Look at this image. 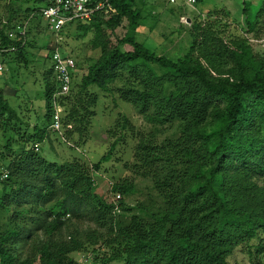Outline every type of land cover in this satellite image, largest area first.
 <instances>
[{
  "label": "trees",
  "instance_id": "trees-1",
  "mask_svg": "<svg viewBox=\"0 0 264 264\" xmlns=\"http://www.w3.org/2000/svg\"><path fill=\"white\" fill-rule=\"evenodd\" d=\"M11 2L20 6L0 16V55L27 64V32L40 16L24 37L9 33L37 0ZM149 2L111 0L109 20L103 12L75 25L80 37L93 33L89 43L100 55L66 95H57L52 68L45 71L44 124L22 120L0 89V176L7 172L0 177V264H86L94 253L90 264H230L237 247L250 256L264 253V243H252L264 234V54L255 55L245 38L225 39L196 24L185 54L156 52L136 38ZM251 6L244 1L242 8L248 32L256 28ZM118 27L128 32L119 37ZM122 71L139 88L118 89V97L147 122L171 130L136 143L133 156L147 168L157 199L133 206L123 199L134 193L132 183L99 194L93 177L115 145L134 135L127 116L108 131L113 144L97 163L50 162L39 153L51 135L70 148L85 144L99 99L92 87L110 91ZM55 97L63 107L59 131L52 129ZM109 193L122 195L118 210Z\"/></svg>",
  "mask_w": 264,
  "mask_h": 264
},
{
  "label": "rangeland",
  "instance_id": "rangeland-1",
  "mask_svg": "<svg viewBox=\"0 0 264 264\" xmlns=\"http://www.w3.org/2000/svg\"><path fill=\"white\" fill-rule=\"evenodd\" d=\"M12 0H0V16H5L7 9L15 8L19 4H12ZM145 7L146 16L140 28L136 32V38L150 49L166 53L168 55H183L190 46L189 35L194 24L207 28L211 26L215 32L220 33L225 39L241 37L247 39L255 55L264 54V0H195L193 4H170L168 0H149ZM244 1L252 3V20L256 21L254 31L248 32L245 22V15L242 11ZM20 6V5H19ZM220 12L208 15L209 11ZM148 12V13H147ZM111 12H106L105 20H109ZM33 26L28 30L27 42L25 45V59L27 64L18 63L12 53L0 55L2 69L0 70V89L4 98L11 108L21 115L22 120L30 126L38 123H45L44 113L46 101L44 97L43 76L45 71L51 68V47L55 43L54 35L48 30L47 22L43 18L34 19ZM30 24V25H31ZM152 24L153 30L150 31ZM105 34L112 39V31L106 26ZM128 30L118 27L115 30L117 35L122 36ZM82 32L78 31L75 25L66 27L60 41V50L63 55H71L76 63L77 70L73 81L78 82L86 72L90 63L94 62L100 55V50L93 48L89 43L93 33L88 32L80 37ZM76 36H79L77 38ZM115 42V41H114ZM122 45V44H121ZM157 74L162 70L157 65H152ZM121 77L109 84L110 91L100 92L92 87L99 94L95 108L96 115L92 119L90 135L85 144L78 148H70L65 142L62 143L51 135V141L43 142L40 145V152L50 162L62 163L73 158H80L88 164L97 163L107 153L113 144L114 138L108 131L122 116H127L133 125V133H127L125 140L115 145L110 160L103 162L99 171L93 172L97 185V192L105 194L115 183H132L134 193L124 196V201L129 205L138 202L148 203L157 199L153 190L151 179L147 168L134 158L135 145L142 136L156 134L162 139L170 134L171 130L165 129L158 124L149 123L139 114L137 109L130 103L122 101L117 94L118 89L125 87H137L126 72H121ZM167 91L171 89L166 86ZM0 151L2 143L0 142ZM1 192V189H0ZM114 193H109V200L113 201ZM122 198V195H121ZM87 225H91L87 223ZM264 243V234L258 235V239L252 241L253 245ZM105 255L108 261L109 251L99 250ZM86 264H90L92 255ZM261 260L264 264V253L250 256L246 248L237 247L229 257L230 264H254V260ZM111 264H118L117 260L108 261Z\"/></svg>",
  "mask_w": 264,
  "mask_h": 264
},
{
  "label": "built area",
  "instance_id": "built-area-1",
  "mask_svg": "<svg viewBox=\"0 0 264 264\" xmlns=\"http://www.w3.org/2000/svg\"><path fill=\"white\" fill-rule=\"evenodd\" d=\"M170 4H193L195 0H168ZM31 4V3H29ZM111 7V0H37L36 9L30 13L29 17L22 22H15V27L9 35L15 34L24 37L29 22L34 15H39L47 22L48 30L54 35L55 43L51 50V68L54 72L57 82V95H66L70 92L73 82V76L77 70L76 63L70 55H63L60 50L61 33L66 27L76 25L77 23H88L92 21L98 14L106 12ZM24 43V42H23ZM2 64L0 62V70ZM56 99V97H55ZM53 124L52 129L60 130V117L63 107L57 99L53 102ZM36 151L38 144H35ZM1 178L7 177V172H3ZM121 199L120 193H115L112 203L114 210H118V201Z\"/></svg>",
  "mask_w": 264,
  "mask_h": 264
}]
</instances>
